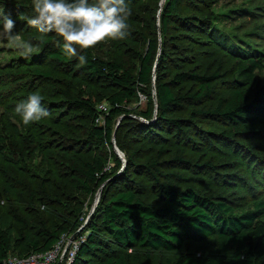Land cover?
<instances>
[{
    "label": "trees",
    "instance_id": "trees-1",
    "mask_svg": "<svg viewBox=\"0 0 264 264\" xmlns=\"http://www.w3.org/2000/svg\"><path fill=\"white\" fill-rule=\"evenodd\" d=\"M180 1L167 0L160 19L163 32ZM32 4L33 0H0V9L12 19L17 18L21 25L26 21L20 16L31 15ZM194 20L197 23L194 31L209 37L207 30L212 28L209 23ZM41 36L31 40L36 46L30 58L22 57L20 63L10 64L15 71H9L10 78L6 81L0 79V84L28 74L30 80L24 82V89L40 92L37 83L41 86L49 84L53 78L52 68L59 67L64 70V77L56 79L55 87L50 91L58 100L54 107L80 114L87 120V125L78 144L73 139L69 140L70 146L68 141L59 145L50 141L46 144L51 136L60 139L62 133L67 132L65 121L51 117L47 120L56 129H48V140L37 144L35 125H25L17 117L16 121H11L14 116L8 113V117L11 116L7 121L8 131L12 129L16 135L24 133V136L17 141L10 140L6 129L0 131V158L13 164L24 162L26 153L33 146L37 148L38 163L44 165L47 177L38 183H32L34 178L31 175H27L30 183L26 178L15 182L6 180L5 192L15 199L5 208L0 207V264L9 256L22 258L51 249L67 231L62 222L78 226L77 219L70 224L58 213L49 216L54 211L48 213V207L62 205L66 190L63 183L81 195H93L97 186L109 181L110 173L106 170L109 160L116 167L121 166L112 150L109 156L103 151L111 149L114 118L129 112L126 106L139 99L143 87L148 103L145 110L140 111V117L145 121L151 117L153 106L149 90L154 85L159 120L163 125L181 131V122L170 116L172 110L180 108L183 103L193 105L211 100L215 94L214 82L221 76L218 67L204 71H176L168 79H163L157 70L159 42L156 37H143L145 49L132 56L138 63L135 72L118 58L95 54L93 47L79 52L87 60L86 64L80 65L77 58H69L62 52L60 38L54 33ZM251 51V54L238 56L230 93L220 95L214 107L197 111L226 126L222 134L228 140L264 137V85L257 77L263 57L254 54L255 50ZM46 64L53 67H41ZM96 82H100L98 89L93 88ZM185 82H191V87L179 86ZM33 84L35 86H31ZM99 92L103 93L100 99ZM100 100L107 102L106 110L98 108ZM101 115L103 118L99 123ZM160 121L156 125H160ZM54 146L59 153L51 151ZM164 151L160 147L159 152ZM172 160L177 165L187 163L181 153L174 155ZM127 163L138 166L131 156L127 157ZM156 164L151 161L143 166L152 169ZM202 165L211 167L208 162ZM60 168L65 170L63 174ZM2 171L7 173L4 169ZM154 184H158V195L156 200L149 201L127 184L122 189L116 185L112 191L105 187H109L106 183L97 206L98 219L88 224L87 234L80 242L72 264H81L82 261L93 264L89 257L98 251L105 255L103 264H152L154 250H180L175 259L155 264H264V195L251 201L250 207L238 209L221 195L204 192L192 185L180 187L172 181L160 182L158 179ZM14 190L19 191L16 197ZM80 211L81 207L77 209L78 213ZM109 243L120 251L109 248Z\"/></svg>",
    "mask_w": 264,
    "mask_h": 264
},
{
    "label": "rangeland",
    "instance_id": "rangeland-1",
    "mask_svg": "<svg viewBox=\"0 0 264 264\" xmlns=\"http://www.w3.org/2000/svg\"><path fill=\"white\" fill-rule=\"evenodd\" d=\"M89 2L95 3L96 0H89ZM125 3L130 10L126 20L127 37L109 38L93 46L95 54L109 59L118 58L127 68L136 72L138 63L132 56L145 49L144 36L156 37L159 42L157 70L161 72L163 79H168L176 71H204L218 67L221 69V76L214 82L215 94L211 100L193 105L183 103L180 108L172 110L170 116L181 122V131L165 126L159 120L154 85L149 90L153 106L151 117L147 121L140 117V111L145 110L148 103L146 88L143 87V91L139 93V99L126 106L129 112L114 118L112 146L110 150L105 148L103 153L109 156L112 150L120 160L121 166L116 167L113 161L109 160L110 165L106 170L110 173V178L105 182L109 184V187L108 185L105 187L113 191L116 185L122 189V186L127 184L135 189L141 198L153 201L158 195V184H154L158 179L160 182L172 181L180 187L192 185L204 192L221 195L238 209L250 207L251 201L264 195V137H235L228 140L222 134L226 126L211 116L199 114L197 111L214 107L220 95L227 96L230 93V87L234 85L237 58L242 54H251L252 49L256 52L254 54L260 55V58L263 57L260 60L261 70L257 77L260 84L264 85V0H181L174 15L169 18L165 32L162 31L160 19L167 0H125ZM194 19L209 23L213 28V30L212 28L207 30L210 38L204 33L194 31L193 27L197 25ZM13 20L16 21L13 31L21 34V44L42 37L35 28L26 23L19 25L17 18ZM22 57L16 47L9 46L6 40H0L1 80L6 81L10 78L9 71H15V68H10V64L20 63ZM41 67L51 69L53 66L46 64ZM63 71L59 67H53V78L50 83L43 86L37 83L36 88H39L40 92H32L30 88L24 89L26 86L24 82L30 80L28 74L24 75L22 80L18 78L15 81L0 84V131L4 132L6 129L10 140L17 141L24 136V133L16 135L12 129L8 131L7 121L11 117H8V113L14 116L11 121H16V117L22 119L20 114L15 112L16 105L30 94L38 93L43 107L50 115L30 122L35 125L36 143H44L49 138L50 128L56 129L47 119L60 117V120L65 121L67 125L64 127L66 134L60 132L62 133L60 139L51 136L46 144L50 141L49 143L52 142L53 145H59L72 139L77 140L76 144H78L84 135L83 130L87 120L68 109L55 108L54 102L58 100L50 93L55 87L54 81L64 77ZM34 84L31 86H35ZM191 85V82H185L179 86L186 89ZM99 87L100 82H96L93 86L94 89ZM102 94V92L98 93V99L102 97ZM99 103L98 108L100 105L108 107L105 100H100ZM102 118L103 115L100 116L99 123ZM158 121L160 125H156ZM161 127H163L162 130ZM66 144L68 145L67 142ZM160 147L165 151L159 152ZM51 151L60 152L55 146ZM178 153H181L187 163L177 165L173 162L174 155ZM129 156L138 166L127 163ZM38 159L37 148L33 146L26 153L24 162L13 164L0 158L1 208L13 203L15 199L5 192L7 179L9 182H15V180L26 178L30 183L31 180L27 179V175H31L34 178L32 183H38L41 178L47 177L43 170L44 165H39ZM151 161L158 163L155 168L147 169L143 166L144 163ZM207 162L211 167L202 165ZM60 169L63 174L65 170ZM105 184L97 186L93 195H81L71 190L66 183L62 184L66 187L62 205L48 207V213L54 211L49 216L58 213L70 224L76 219L79 224L72 227L62 222L67 227V231L56 243L58 247L55 264H67L72 245L85 239L90 221H97V206ZM14 192L16 197L19 191L14 190ZM79 207L81 211L78 213ZM104 237L108 239L107 234H104ZM109 248L120 251L112 243H109ZM179 253L180 250H154L151 253L152 264L157 261H171ZM75 257L76 253L74 259ZM89 259L93 264H103L105 255L98 251ZM81 264L89 263L82 261Z\"/></svg>",
    "mask_w": 264,
    "mask_h": 264
},
{
    "label": "clouds",
    "instance_id": "clouds-1",
    "mask_svg": "<svg viewBox=\"0 0 264 264\" xmlns=\"http://www.w3.org/2000/svg\"><path fill=\"white\" fill-rule=\"evenodd\" d=\"M130 15L125 0H33L31 15H21L20 19L41 34L54 33L58 36L62 52L69 58H77L80 65L87 63L79 52L111 39H124L128 35L126 20ZM16 21L0 9V40L16 47L21 55L30 58L32 41L20 43L22 36L14 33ZM15 112L20 114L25 125L50 115L38 93L30 94L20 101Z\"/></svg>",
    "mask_w": 264,
    "mask_h": 264
},
{
    "label": "built area",
    "instance_id": "built-area-1",
    "mask_svg": "<svg viewBox=\"0 0 264 264\" xmlns=\"http://www.w3.org/2000/svg\"><path fill=\"white\" fill-rule=\"evenodd\" d=\"M99 109L106 110V107L104 105H100ZM80 242H76L74 245H72V248L69 251L67 264H71V262L73 261L74 254L78 250ZM57 247L58 246L55 243L53 247L48 251L42 253H32L22 258L9 256L6 260L3 261L2 264H55L57 257Z\"/></svg>",
    "mask_w": 264,
    "mask_h": 264
},
{
    "label": "water",
    "instance_id": "water-1",
    "mask_svg": "<svg viewBox=\"0 0 264 264\" xmlns=\"http://www.w3.org/2000/svg\"><path fill=\"white\" fill-rule=\"evenodd\" d=\"M102 186H103V184H102ZM99 190H101V188Z\"/></svg>",
    "mask_w": 264,
    "mask_h": 264
}]
</instances>
